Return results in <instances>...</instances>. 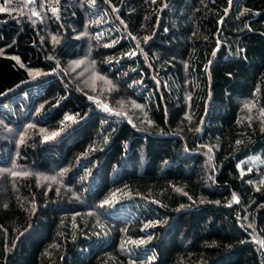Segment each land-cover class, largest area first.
Wrapping results in <instances>:
<instances>
[{
    "label": "trees",
    "instance_id": "obj_1",
    "mask_svg": "<svg viewBox=\"0 0 264 264\" xmlns=\"http://www.w3.org/2000/svg\"><path fill=\"white\" fill-rule=\"evenodd\" d=\"M0 264H264V0H8Z\"/></svg>",
    "mask_w": 264,
    "mask_h": 264
},
{
    "label": "rangeland",
    "instance_id": "obj_2",
    "mask_svg": "<svg viewBox=\"0 0 264 264\" xmlns=\"http://www.w3.org/2000/svg\"><path fill=\"white\" fill-rule=\"evenodd\" d=\"M77 62V61H76ZM79 64H80V62H79ZM76 65H75V63H72V68H74ZM77 67V66H76ZM79 69H81V68H79ZM84 73H86L87 74V79L90 81V82H93V81H96L97 79H100V76L99 75H96V73L94 72H91L89 69H85L84 71H83ZM93 80V81H92Z\"/></svg>",
    "mask_w": 264,
    "mask_h": 264
},
{
    "label": "snow or ice",
    "instance_id": "obj_3",
    "mask_svg": "<svg viewBox=\"0 0 264 264\" xmlns=\"http://www.w3.org/2000/svg\"><path fill=\"white\" fill-rule=\"evenodd\" d=\"M7 3H8V0H6V3H5V8H3V9H0V11H3V10H6L7 9ZM55 11V10H54ZM37 15H38V13H37ZM37 75H39V73H37ZM69 119H71V117H69ZM55 135V133L53 134V136ZM238 199V198H237ZM105 203L107 204V203H110L109 201H105ZM103 206V205H102Z\"/></svg>",
    "mask_w": 264,
    "mask_h": 264
}]
</instances>
